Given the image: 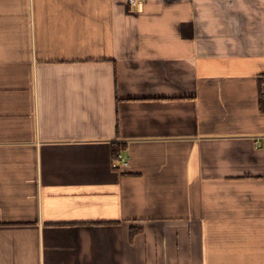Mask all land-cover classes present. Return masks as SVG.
<instances>
[{
  "label": "crops",
  "instance_id": "obj_1",
  "mask_svg": "<svg viewBox=\"0 0 264 264\" xmlns=\"http://www.w3.org/2000/svg\"><path fill=\"white\" fill-rule=\"evenodd\" d=\"M263 90L264 0H0V264H264Z\"/></svg>",
  "mask_w": 264,
  "mask_h": 264
},
{
  "label": "built area",
  "instance_id": "obj_2",
  "mask_svg": "<svg viewBox=\"0 0 264 264\" xmlns=\"http://www.w3.org/2000/svg\"><path fill=\"white\" fill-rule=\"evenodd\" d=\"M144 1L145 0H127V4L131 9H137ZM263 97H264V90H263ZM117 160L118 162L126 164L125 157L120 153L117 154Z\"/></svg>",
  "mask_w": 264,
  "mask_h": 264
},
{
  "label": "trees",
  "instance_id": "obj_3",
  "mask_svg": "<svg viewBox=\"0 0 264 264\" xmlns=\"http://www.w3.org/2000/svg\"><path fill=\"white\" fill-rule=\"evenodd\" d=\"M119 151H120L119 147H117L116 145H112V147H111V156H112V159L114 160V167L116 169L119 168V164H118V160H117V153Z\"/></svg>",
  "mask_w": 264,
  "mask_h": 264
}]
</instances>
